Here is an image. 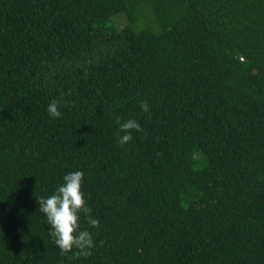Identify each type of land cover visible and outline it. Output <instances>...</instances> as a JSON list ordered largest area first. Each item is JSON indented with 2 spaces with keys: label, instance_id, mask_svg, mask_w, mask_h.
Instances as JSON below:
<instances>
[{
  "label": "trees",
  "instance_id": "obj_1",
  "mask_svg": "<svg viewBox=\"0 0 264 264\" xmlns=\"http://www.w3.org/2000/svg\"><path fill=\"white\" fill-rule=\"evenodd\" d=\"M76 170L86 257L38 211ZM0 264H264V0H0Z\"/></svg>",
  "mask_w": 264,
  "mask_h": 264
},
{
  "label": "clouds",
  "instance_id": "obj_2",
  "mask_svg": "<svg viewBox=\"0 0 264 264\" xmlns=\"http://www.w3.org/2000/svg\"><path fill=\"white\" fill-rule=\"evenodd\" d=\"M140 107L145 113L150 110L146 102L141 103ZM46 111L49 117L59 118L60 102L50 101ZM117 124L119 131L116 142L120 146L133 139V132L142 131L141 125L135 119H128L123 123L117 120ZM83 180L82 170L66 173L53 193L38 199V211L43 214L45 223L50 226L49 236L62 253L71 252L75 248L86 257L91 254L95 242L91 231L81 230L79 223L81 214L86 218L90 228H98L99 220L91 215L92 209L87 205L82 191Z\"/></svg>",
  "mask_w": 264,
  "mask_h": 264
},
{
  "label": "rangeland",
  "instance_id": "obj_3",
  "mask_svg": "<svg viewBox=\"0 0 264 264\" xmlns=\"http://www.w3.org/2000/svg\"><path fill=\"white\" fill-rule=\"evenodd\" d=\"M121 25H122V22H121Z\"/></svg>",
  "mask_w": 264,
  "mask_h": 264
}]
</instances>
